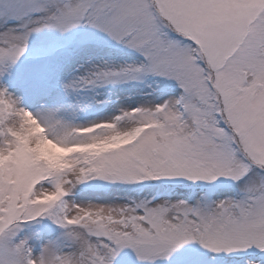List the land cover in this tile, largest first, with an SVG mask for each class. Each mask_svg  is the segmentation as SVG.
<instances>
[{
    "label": "snow or ice",
    "instance_id": "6c2138e0",
    "mask_svg": "<svg viewBox=\"0 0 264 264\" xmlns=\"http://www.w3.org/2000/svg\"><path fill=\"white\" fill-rule=\"evenodd\" d=\"M0 264H264V0H0Z\"/></svg>",
    "mask_w": 264,
    "mask_h": 264
}]
</instances>
